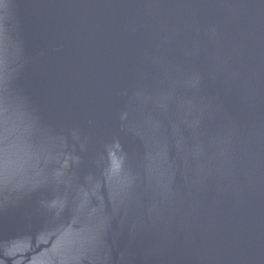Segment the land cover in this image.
I'll return each instance as SVG.
<instances>
[{
    "label": "water",
    "instance_id": "95a60500",
    "mask_svg": "<svg viewBox=\"0 0 264 264\" xmlns=\"http://www.w3.org/2000/svg\"><path fill=\"white\" fill-rule=\"evenodd\" d=\"M0 264H264V0H0Z\"/></svg>",
    "mask_w": 264,
    "mask_h": 264
}]
</instances>
